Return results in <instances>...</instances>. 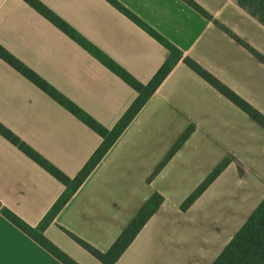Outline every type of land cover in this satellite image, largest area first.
<instances>
[{
	"label": "crops",
	"instance_id": "crops-1",
	"mask_svg": "<svg viewBox=\"0 0 264 264\" xmlns=\"http://www.w3.org/2000/svg\"><path fill=\"white\" fill-rule=\"evenodd\" d=\"M147 83L169 50L107 0H38ZM264 115V25L234 0H115ZM223 26L227 31L222 29ZM0 45L107 129L137 92L25 0H0ZM0 123L73 178L102 138L0 58ZM161 170L149 176L188 128ZM227 165L186 209L181 203ZM65 186L0 134V204L37 226ZM163 202L114 264H212L264 198V127L179 60L43 234L78 264L106 251L152 193ZM0 264H63L0 212Z\"/></svg>",
	"mask_w": 264,
	"mask_h": 264
},
{
	"label": "trees",
	"instance_id": "trees-1",
	"mask_svg": "<svg viewBox=\"0 0 264 264\" xmlns=\"http://www.w3.org/2000/svg\"><path fill=\"white\" fill-rule=\"evenodd\" d=\"M36 11L43 15L53 25L63 31L69 37L79 42L85 49L91 51L115 74L122 78L127 84H129L136 92L137 96L130 104L127 110L123 113L117 123L111 128L107 129L96 122L92 117L83 112L79 107L73 104L71 101L63 97L58 93L51 85L45 82L41 77L27 68L17 58L12 56L7 50L0 45V58L5 60L10 66L28 78L31 82L41 88L49 96L59 102L62 106L68 109L73 115L84 122L90 129L101 136L102 141L100 145L95 149L87 162L73 177L69 178L64 175L59 169L41 157L38 153L33 151L28 145L21 141L16 135H14L9 129L0 123V134L9 140L12 144L17 146L23 153L29 156L33 161L39 164L43 169L49 172L53 177L59 180L65 186L63 193L53 203L49 211L40 221V223L32 227L24 222L21 218L11 212L9 209L1 207L0 212L9 220L12 224L17 226L21 231L31 237L39 245L45 248L53 256L59 259L63 264H78L67 254L61 251L56 245L49 241L43 234L45 228L53 221L59 210L66 204L70 197L75 193L83 181L87 178L93 168L121 135L123 130L139 112L145 102L154 93L159 84L164 80L167 74L171 71L173 66L182 60L190 69L201 76L205 81L212 85L217 91L224 95L227 99L233 102L242 111L253 118L257 123L264 127V115L253 108L249 103L236 95L227 86L216 79L212 74L203 69L199 64L183 56L182 52L176 47L167 43L159 34L153 31L151 28L146 27L139 21L134 15L129 13L115 0H107L125 15H127L136 24L143 26V28L154 37L158 42L163 44L168 50L169 55L164 63L158 68L151 79L143 84L135 80L129 73L122 69L119 65L111 61L109 58L99 53L95 49H92L87 42L81 38L75 30H73L67 23L61 18L55 15L47 7H45L38 0H25ZM196 11L201 13L207 19L212 17L206 13L201 7H199L192 0H184ZM237 5L248 12L252 17L257 19L262 25H264V0H234ZM222 29L227 31L223 26ZM237 41L245 46L251 53L256 55L264 62V58L254 51L251 47L245 44L243 41L237 38ZM192 127H188L179 139L175 142L172 148L167 152L164 158L155 167L153 172L148 178L150 181L166 164V162L172 157L176 150L181 146L185 139L192 131ZM227 160L223 161L214 171L181 203V210H186L193 201L205 190V188L213 181V179L223 170L227 165ZM163 202V197L157 192L151 194L143 206L138 210L131 221L124 227L116 240L112 245L104 252L95 249L87 242L79 239L78 237L69 234L76 242H78L83 248H85L90 254L97 258L103 264H114L123 251L133 241L137 233L145 225L147 220L153 215L157 208ZM212 264H264V198L251 213L244 224L239 228L236 234L231 238L225 248L219 253Z\"/></svg>",
	"mask_w": 264,
	"mask_h": 264
}]
</instances>
